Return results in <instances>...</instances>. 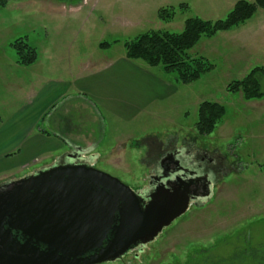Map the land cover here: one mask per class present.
Returning a JSON list of instances; mask_svg holds the SVG:
<instances>
[{
    "label": "rangeland",
    "instance_id": "obj_1",
    "mask_svg": "<svg viewBox=\"0 0 264 264\" xmlns=\"http://www.w3.org/2000/svg\"><path fill=\"white\" fill-rule=\"evenodd\" d=\"M18 1L27 2L17 7L14 2ZM237 1L8 0L12 4L0 5V52L14 53L10 44L25 39L42 54L43 65L50 58L52 69L42 66L44 74L63 76V67L69 64L118 60L124 56V43L149 30L177 33L189 18L223 19ZM48 2L59 4L58 13L37 9V4ZM171 8L174 14L169 21L158 17L161 9ZM188 53L206 58L213 68L183 84L163 73L161 66L151 67L173 84L174 92L152 101L132 119L100 108L93 111L79 102L66 103L54 117L70 110L72 120L83 116L81 126L91 130L86 140L94 143L92 156L86 160L132 190L144 184L145 151L153 156L158 151L152 140L162 144L186 140L194 152L204 149L218 154L223 169L214 173L216 184L210 199L190 206V212L175 220L165 237L149 246L144 264L183 263L187 251H196L198 264H257L255 258L264 263V76L257 77L263 93L259 99L247 100L241 91L230 89L232 82L252 69L264 67V8H257L248 20L228 31L201 37ZM133 63L144 66L140 61ZM14 91L18 92L0 80V116L17 104L11 99ZM203 101L219 103L224 113L210 134L199 136L195 123ZM67 139L86 145L82 135ZM51 160L41 159L1 174L0 185L35 174Z\"/></svg>",
    "mask_w": 264,
    "mask_h": 264
},
{
    "label": "water",
    "instance_id": "obj_2",
    "mask_svg": "<svg viewBox=\"0 0 264 264\" xmlns=\"http://www.w3.org/2000/svg\"><path fill=\"white\" fill-rule=\"evenodd\" d=\"M52 165L0 185V264H99L152 240L188 208L187 191H157L144 209L134 190L69 153ZM210 186L198 198H209ZM89 254V255H87Z\"/></svg>",
    "mask_w": 264,
    "mask_h": 264
},
{
    "label": "crops",
    "instance_id": "obj_3",
    "mask_svg": "<svg viewBox=\"0 0 264 264\" xmlns=\"http://www.w3.org/2000/svg\"><path fill=\"white\" fill-rule=\"evenodd\" d=\"M26 2L14 3L21 7ZM7 3L11 2L3 8ZM57 4H37V9L58 13ZM0 57L1 82L18 91L10 93L17 101L15 107L0 116V176L41 159H52L39 170L48 168L71 151L81 150L85 156H92L94 143L86 140L91 130L81 126L83 116L72 120L70 110L54 117L66 103L79 102L93 111L100 108L121 119H132L152 101L172 95L175 88L168 79L145 65L134 64L125 54L99 64L78 62L75 70L71 64L66 65L63 76L43 73L42 66L52 69L53 65L50 58L43 65L40 52L30 65L18 64L12 52H0ZM71 135H82L86 145L68 140Z\"/></svg>",
    "mask_w": 264,
    "mask_h": 264
},
{
    "label": "trees",
    "instance_id": "obj_4",
    "mask_svg": "<svg viewBox=\"0 0 264 264\" xmlns=\"http://www.w3.org/2000/svg\"><path fill=\"white\" fill-rule=\"evenodd\" d=\"M8 0H0L4 6ZM185 8L186 5L181 4ZM264 8V0H239L225 18L217 21L202 20L198 17L185 20L183 28L179 32L163 30H149L133 40L124 43L125 57L131 61H140L145 66H161L163 73L172 74L175 81L183 84L191 83L209 72L213 65L203 57L190 56L188 53L201 37H212L218 32L228 31L233 27L244 23L256 11ZM174 14V9H161L158 17L169 21ZM11 46L16 55V62L20 65H30L37 58V51L27 44L25 39H15ZM101 47L102 44L100 43ZM258 75L264 76V67L254 68L241 80L230 84L231 90L241 91L243 98L247 100L259 99L263 96L260 91ZM224 113V107L216 102L203 101L197 109L195 128L199 136L210 134ZM47 133V131H44ZM264 170V163L262 165Z\"/></svg>",
    "mask_w": 264,
    "mask_h": 264
},
{
    "label": "flooded vegetation",
    "instance_id": "obj_5",
    "mask_svg": "<svg viewBox=\"0 0 264 264\" xmlns=\"http://www.w3.org/2000/svg\"><path fill=\"white\" fill-rule=\"evenodd\" d=\"M152 144H155L158 148L156 155H149L148 150L145 151V161L147 165L144 184L139 189L134 190L138 199V203L141 209H144L151 200V197L157 191H166L170 193L174 190L187 191L188 196V208L179 217L175 218L171 223L162 228V230L152 239L147 242L137 241L131 244L128 250L111 261L101 262L99 264H144V258L146 252L149 250V246L155 244L163 236L165 237V231L170 225L177 219L181 218L190 208V206H198L207 202L212 192H214L215 172L223 169V163L219 162L218 154L211 153L204 149H196V152L192 150V146L188 144L186 140H182L181 143L162 144L152 140ZM71 151L69 153H75ZM67 153L61 159L56 162L57 165H66L70 163V158H67ZM219 162L218 166L214 167V164ZM74 163L87 164L88 160H75ZM210 186V196L206 200L198 199L202 194V187L205 184ZM188 212V213H189ZM89 255V254H87ZM148 255V254H147ZM261 256V255H259ZM197 253L194 251H187L183 258V263L178 261L171 264H198L196 262ZM257 264H264L260 259L255 258ZM169 264V263H164Z\"/></svg>",
    "mask_w": 264,
    "mask_h": 264
}]
</instances>
